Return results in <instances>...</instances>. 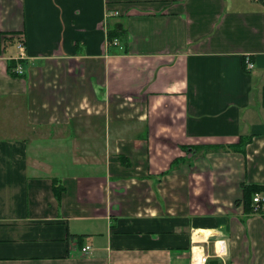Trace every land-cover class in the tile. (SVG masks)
<instances>
[{"label":"crops","instance_id":"crops-1","mask_svg":"<svg viewBox=\"0 0 264 264\" xmlns=\"http://www.w3.org/2000/svg\"><path fill=\"white\" fill-rule=\"evenodd\" d=\"M245 185L264 0H0V264H264Z\"/></svg>","mask_w":264,"mask_h":264},{"label":"built area","instance_id":"built-area-1","mask_svg":"<svg viewBox=\"0 0 264 264\" xmlns=\"http://www.w3.org/2000/svg\"><path fill=\"white\" fill-rule=\"evenodd\" d=\"M115 45H118V41L114 40L112 42ZM20 51H21V56L24 55V46L23 44H20ZM14 71L18 74H20L22 72V68L21 67H17L16 69H14ZM253 206H254V210L257 213H263L264 214V192L258 191L253 195ZM204 237L200 238L203 239ZM85 250V248H84ZM200 262L203 264H206L208 262V255H204L201 257Z\"/></svg>","mask_w":264,"mask_h":264},{"label":"trees","instance_id":"trees-1","mask_svg":"<svg viewBox=\"0 0 264 264\" xmlns=\"http://www.w3.org/2000/svg\"><path fill=\"white\" fill-rule=\"evenodd\" d=\"M110 38H112V35H110ZM11 65L13 63H10ZM13 74L16 73V72H12ZM17 74V73H16ZM264 187L262 186H256V185H245L244 186V191H245V197H246V208L247 209H251V202L253 201V195L258 192V191H261L263 190ZM57 189V188H55ZM250 198L248 201L247 199Z\"/></svg>","mask_w":264,"mask_h":264},{"label":"water","instance_id":"water-1","mask_svg":"<svg viewBox=\"0 0 264 264\" xmlns=\"http://www.w3.org/2000/svg\"><path fill=\"white\" fill-rule=\"evenodd\" d=\"M210 264H218V261L217 260H213L210 262Z\"/></svg>","mask_w":264,"mask_h":264}]
</instances>
